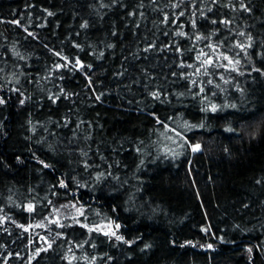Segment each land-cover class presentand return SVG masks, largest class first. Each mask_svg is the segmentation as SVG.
Returning a JSON list of instances; mask_svg holds the SVG:
<instances>
[{
  "label": "trees",
  "instance_id": "trees-1",
  "mask_svg": "<svg viewBox=\"0 0 264 264\" xmlns=\"http://www.w3.org/2000/svg\"><path fill=\"white\" fill-rule=\"evenodd\" d=\"M0 98V264H264V0H0Z\"/></svg>",
  "mask_w": 264,
  "mask_h": 264
},
{
  "label": "snow or ice",
  "instance_id": "snow-or-ice-1",
  "mask_svg": "<svg viewBox=\"0 0 264 264\" xmlns=\"http://www.w3.org/2000/svg\"><path fill=\"white\" fill-rule=\"evenodd\" d=\"M49 15H51V13H49ZM225 59H227V57H225ZM230 62H231V61H230ZM76 63L79 64L80 62H79V61H76ZM205 63L211 65L212 61H211V59H209V60L205 61ZM58 67H59V66H58ZM89 67H90V66H89ZM209 83H211V81H209ZM154 95H155V94H154ZM97 99H99V97H97ZM3 103H5V101H4L2 98H0V104H3ZM212 110L215 111V107H213ZM196 148H199V145H197ZM29 210H31V207L29 208ZM117 227H118V226H117ZM113 235H115V233H113ZM118 239H119V237H118Z\"/></svg>",
  "mask_w": 264,
  "mask_h": 264
}]
</instances>
